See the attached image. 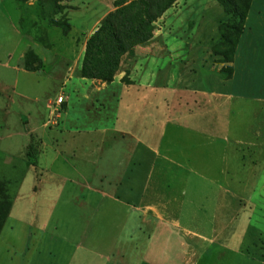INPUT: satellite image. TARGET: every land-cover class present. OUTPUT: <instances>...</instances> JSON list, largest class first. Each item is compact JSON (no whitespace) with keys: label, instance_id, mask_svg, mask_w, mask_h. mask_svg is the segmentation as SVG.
<instances>
[{"label":"rangeland","instance_id":"obj_1","mask_svg":"<svg viewBox=\"0 0 264 264\" xmlns=\"http://www.w3.org/2000/svg\"><path fill=\"white\" fill-rule=\"evenodd\" d=\"M105 1L62 0L65 9L53 15L49 0H0V179L17 199L0 235V264H59L58 237L89 230L93 212L97 222L113 215L131 222L127 230L139 227L131 207L107 205L88 184L134 204L161 182L194 201L202 228L216 217L206 205L220 200L223 237L242 250L228 251L226 263L264 264V0H253L242 23L218 0H179L109 84L80 73L86 42L108 15ZM228 66L230 80L221 72ZM219 78L226 84L216 88L242 96L221 105L203 99L197 89L212 91ZM61 95L67 101L58 107ZM123 129L130 136L112 132ZM134 134L152 150L139 152ZM31 144L36 165L28 163ZM137 158L132 178L125 168ZM214 175L233 189L224 218L222 191L206 180Z\"/></svg>","mask_w":264,"mask_h":264},{"label":"crops","instance_id":"obj_2","mask_svg":"<svg viewBox=\"0 0 264 264\" xmlns=\"http://www.w3.org/2000/svg\"><path fill=\"white\" fill-rule=\"evenodd\" d=\"M114 1L115 0H111L109 5L106 3V6H108V8H106L108 10L107 13L115 10ZM104 2L106 1L104 0ZM171 9L172 7L164 15ZM225 84L226 81L219 78L216 80V84L212 83V91H208V88L197 90L200 91V95H202L203 99L207 98L210 101L212 100L210 97L211 95L218 98L217 103L219 105L222 104V101L225 103L224 98L226 97H228L229 100H233L242 96L233 91H226L225 87L216 88L219 85ZM189 89L193 90V87ZM220 99L223 100L221 101ZM212 101L209 103L210 108L208 109L209 111H205V115L212 111L214 107L212 106ZM202 116H204V114ZM173 120L175 121L177 119L172 118L171 120H167V122H173ZM38 127L39 123H37L33 130L38 132ZM202 130L194 127L196 133L203 134L204 131ZM112 132L114 134L119 133L123 137L130 136L128 134L129 132L125 129L114 130ZM134 136L138 143L137 148L139 152L145 153L144 151H146V148L152 150L143 137L136 136L135 134ZM127 140H129V138ZM158 145H160V142ZM156 151H159L158 148ZM140 162V159L137 158L136 161L133 162V164H139L137 167L134 165V167L125 168L127 174L129 176L131 175L132 178L140 174ZM157 162L153 165L154 170L158 169ZM190 171L196 172L193 169H190ZM217 176L218 175H214V177L206 180H210V184L213 186L211 188L215 187L218 190L217 195H219V197L220 191H222L223 201L225 202H223L224 218L226 209H229V201L226 199V192L232 191L233 189L231 188L232 186L226 187L222 185L221 179ZM122 180V178H119V180H116V184L123 185ZM129 181L133 180L130 179ZM86 184L83 186L86 188L90 187L91 190L100 192L102 196L101 199L104 200L107 205L114 207L124 206L125 204V206L131 207L134 211L132 221L137 222L139 227L129 226L130 229L127 230V226L131 225V222L120 220L119 217L113 215H110V219L106 217V220L101 219L97 222L98 215L93 212L88 224L89 230L74 234L76 235L74 237L69 234L68 236L62 235L58 237L56 254L59 258V264H229L226 263L227 257L231 260L230 263L233 262V259L231 255L226 256L228 251V254L232 255H241L242 253L241 248H238L232 243H229L230 245L227 244L226 238L223 237L224 232H221L220 227L222 223L220 216V213H222L220 200L216 201L215 199H211L208 205H206L212 206L215 209L213 215H216V217L209 219L208 223L211 227L207 229L201 227L205 224V221H196L197 216L200 217V215L197 214L196 209H193L194 201L190 199L188 201L186 198L178 196L177 194L173 195L174 191H168L169 185H162V182L159 186H154L152 188L147 186L144 196L137 200L139 202L135 201L134 204L121 199L119 195L116 197L109 192L100 190L99 187L93 188L90 184H88L87 187ZM189 188L193 189V186L188 185V191L186 188L185 191L189 192ZM149 190L151 192L147 193ZM79 200H82L81 197H79ZM15 203H17V199L14 200L13 205ZM31 206L35 207L36 205L32 202ZM197 207H203V205L199 204ZM95 209L97 210L96 213L99 212L98 205ZM126 213L129 219L130 210ZM198 213L200 212L198 211ZM231 217L229 222H233L234 217L237 218L236 215L233 216V213H231ZM113 218L119 223L116 227H114V225L110 226V222L113 224ZM111 227L113 230H110ZM94 228L101 231L94 230ZM148 228L151 230H148ZM44 232L45 231H43V233Z\"/></svg>","mask_w":264,"mask_h":264},{"label":"trees","instance_id":"obj_3","mask_svg":"<svg viewBox=\"0 0 264 264\" xmlns=\"http://www.w3.org/2000/svg\"><path fill=\"white\" fill-rule=\"evenodd\" d=\"M28 1V0H18ZM53 5L51 13L57 15L66 6L62 0H49ZM178 0H115V10L108 13L98 29L88 38L85 54L81 65V77L111 83L121 68L125 55L133 56L138 45L149 43L156 30V23ZM228 12L231 21L243 22L247 10L253 0H242L239 14L235 0H218ZM233 27V26H232ZM223 37H226L225 35ZM236 43V42H235ZM236 47V46H235ZM236 50L226 53L224 61L234 62ZM35 54L28 52L25 56L27 68L34 63ZM221 72L226 73V80L234 75L232 66L223 67ZM38 149L31 144L28 149V163L36 165ZM14 197L11 184L0 179V235L10 215Z\"/></svg>","mask_w":264,"mask_h":264},{"label":"built area","instance_id":"obj_4","mask_svg":"<svg viewBox=\"0 0 264 264\" xmlns=\"http://www.w3.org/2000/svg\"><path fill=\"white\" fill-rule=\"evenodd\" d=\"M66 101H67V100H66L65 96L61 95V96H59V97L57 98V100L55 101V103H56V105H57L58 107H61ZM52 106H53V105H52Z\"/></svg>","mask_w":264,"mask_h":264}]
</instances>
